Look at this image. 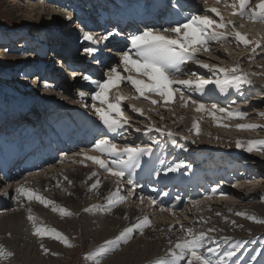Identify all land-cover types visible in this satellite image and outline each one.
Segmentation results:
<instances>
[{"label": "bare ground", "instance_id": "bare-ground-1", "mask_svg": "<svg viewBox=\"0 0 264 264\" xmlns=\"http://www.w3.org/2000/svg\"><path fill=\"white\" fill-rule=\"evenodd\" d=\"M8 1H9V5L11 4L12 6H16L17 9L15 10H17V12H20V10H22L25 14L29 13L30 18L36 17L34 18L35 19L34 22L36 21L38 25L44 24L46 17L48 18L51 16L50 19L48 18L49 20H52V23L50 25L62 27L61 25L62 23L60 25L55 24V22L56 23L58 22V20H56L57 16L66 14L64 16L67 17L68 15H70L71 20L68 22L71 24L72 19H73L72 12H74V10L81 9L82 7H85V6L90 7L92 5L93 0H78V2L73 0L71 5L66 4L65 3L66 1H64V3H61L60 1H56V0H8ZM97 1L102 7H103L102 3L108 2V0H97ZM97 5L98 4H95V6ZM47 6L52 7L53 13H51L49 16L44 17L42 13L46 12ZM34 12L35 14L31 15ZM200 13H204V11H200ZM38 15H40V17H38ZM228 18L231 19L230 17ZM240 22H248L243 25V28L245 27L255 28L256 26L259 27L262 25V24H259L258 22L253 23L244 18H241ZM75 27H77V25H74L73 27L70 25L66 28V30L64 28H61L60 30L64 29L63 32L60 34V32L58 31V33L62 37L60 36L58 37L56 33H53V35L56 36L55 38L56 40L54 41L53 39L52 42L54 43H51L52 45L50 49H48L47 47L43 49L42 45L47 44L43 41V44L42 42L37 43V45L33 46V49L31 51L24 54V55H27V54L32 53L29 55V58H28L29 60H27V63L25 62V67H22L25 69L21 70V72L19 70V72L22 74V77H26L30 69H33L35 71L34 78L36 79V76H39V80L43 81L44 83H47L48 85L47 87H49L47 88L45 87V85H43L42 87V84H39L38 82L36 84L35 82H33L32 84L26 85L23 83L22 80L18 81L21 83L20 84L21 89L23 88L25 90L24 92H26V95H25L26 97L24 98L25 101L26 102H30L31 100L34 101L38 107V110L36 113L34 112L33 109H30L28 111L29 112L28 115L23 117L22 111H25L23 110V108L28 109L26 105H24L25 104L24 101L22 102L23 104L22 103L18 104V106H20V109L19 108H16V109L9 108V110H7V115H10L12 118H14V121L10 122L9 126H12V125L14 126L13 123H16L17 127H24V128H29V129L34 130L33 133L32 132L28 133L29 138H31V133L33 134L32 137H36L39 133H42L44 130V129L43 130L41 129L42 125L44 128L50 126V123L46 120L51 119L49 118V113H53L52 111H54L53 114L55 115V117L53 115V118L56 121L59 120V121L65 122L64 123L65 125H70L71 128L69 130L74 135L79 133V131L77 132L76 128H74L75 124L77 123V118L79 116L80 117L79 120L83 121L84 125H88V127L85 130H83L81 133L82 139H85L88 137V135L91 133V129L93 130L98 129V132H101L100 137H104L105 135L111 136L113 134V133H106L105 128L103 127L102 123L100 122L95 112L91 113L93 116L88 115V117L89 116L91 117V118L90 117L88 118L83 115L84 112L83 110H81V106L79 108L77 107L78 106L77 104H82L83 107L87 105L90 109H92L93 108L92 105L94 103L91 100V95H87L84 98L83 102H81V98L79 96L75 98L72 95H70L72 89L74 87L76 88V85H77V89H79L78 81H75V80L72 81L71 80L72 78L71 79L67 78V80L63 83V86H61L62 89L58 91L55 90L54 92V90L49 86L48 82H46V79L44 78V74L42 72L37 74L36 72L37 67L39 66L38 63L46 62L49 59H55L56 56L60 58L62 61L70 62L72 65H76V62L79 59L78 57L72 56L70 53L69 47L71 46L72 43L71 41L65 40V38L70 39V37L73 35L72 28H74V31H75ZM30 28H31V31L34 30V32H36L39 35L42 33V26H39V27L31 26ZM156 28L162 29V27H156ZM54 29L56 28L49 27L46 30L48 35L46 36L45 41L49 40L50 38H53V36H51V31H53ZM261 34H263V32ZM245 35L247 34L245 33ZM240 45L242 47H245L242 44ZM251 49H252V46H250L249 50ZM244 51L241 53H244ZM255 51L254 52L252 51V53L254 54ZM59 53L61 54V56ZM248 53L249 52L245 51V56L247 57L250 56ZM15 54L17 56V60L19 61L23 60L26 57V56L24 57L21 56L22 52L20 53L15 52ZM101 57H105V56L100 55L98 59ZM250 58L251 60L255 59L253 56ZM240 61L241 62L246 61V57L243 60V58L239 56V62ZM96 63L99 64V62H96ZM118 64L119 62L115 60L112 61L113 67L117 66ZM254 66L252 68H255ZM118 71H120L122 75H127V73L123 72L122 67H119ZM74 72L77 73V71H74ZM133 75H135V73H133ZM18 77H20V75ZM14 78H17V76H13L11 79H14ZM103 79L104 78L101 77V80ZM211 85L212 84H209L208 86H211ZM41 87L46 88V92L43 94L47 96H51V97L46 98V100L42 102L38 100L37 98L38 94L36 93V91L39 90ZM114 89H112V91L114 92V95L117 93H120L121 95L128 97L126 93L133 94V97H130L132 99L128 97V101L130 100V102H132L133 105H136V107L134 106L135 108L139 109L138 107L141 105L147 106L146 111L147 113H150V117H149V120L145 123H148L149 126H153L154 125L153 122L156 121L155 119H158L159 122L156 123L157 124L156 127H161L164 130L170 129V130H173V132L177 133V131L179 130L181 126V124L179 123H184V128H185L184 131L187 132L189 136L190 135L195 136V139L199 141L202 140L203 142L207 141L209 143L215 144V146L217 145L221 147L222 145H225L224 147L231 149V150H234V148H236L235 140L229 139L228 137H226V135H223L221 132L224 131L228 133L229 135L231 134L232 135L231 137H233V135H237L236 139H239L241 141H248L249 139L248 136L247 137L243 136L245 135V134H242L243 130L236 129L235 126L237 124L229 125V127L217 126V124H226V123H224L223 119H221L222 121L219 119L217 121H213L212 117L207 115L206 113L196 112L194 110V106H192L190 103L186 107L181 106L180 109L182 110V109L188 108L189 106H192L193 107L192 111L199 114L200 116L195 117L192 114L193 112L188 113L187 111H181V115L177 114L176 111L179 109L178 108L179 104L177 102L180 101L182 104V101L179 100L178 98L174 99L168 104H165L161 101L159 104L153 105L149 103L148 101L144 100L143 98H139V99L135 98L137 94L134 92L133 89H131V86L128 85L127 82H122L118 90L117 89L114 90ZM214 89L215 91H212V92L208 90H204L201 93L195 92V91L189 92L188 95H190V97H196L200 103H203L205 105H210V104H213V102L217 101L216 99H214L215 97L216 98L219 97L218 99H220L219 92H217V91H220V89L216 88V86H214ZM184 92H187V91H184ZM52 94H55V95H52ZM67 98H69V101H68L69 103H65L68 100ZM151 99L160 100V98L155 95H152ZM252 99L256 101L254 97ZM56 101L58 102L56 108L51 109L52 102L55 103ZM253 102L251 101L250 103H253ZM95 103L96 105H99L98 101ZM143 106H141L140 108H143ZM122 108L125 112V115L129 117V119L131 120V122L133 123L135 127H138L141 129L143 127H147L146 124L140 122L142 119L144 118L146 119L145 116H141L139 113H136L134 117L130 113L132 112L130 110V107L128 109V107L122 106ZM256 109H259V108H256ZM89 111L91 112V110ZM246 114H248V112ZM217 116L219 117L220 115L217 114ZM162 117H164L165 119L174 120V123H170L168 127H165L163 125V122H161L163 121ZM247 117L248 115H246V118ZM153 118L155 119L153 120ZM207 118H210V124L208 123L210 126V129L208 130L204 128L205 125H202V124L200 125L196 122V120L203 119L202 121H204V119H207ZM239 121L240 120L237 121L238 124H251L249 123V121H245L243 123H240ZM193 122H196L199 125V135H197L195 131L192 129ZM129 128H130L129 126L128 127L125 126V128L122 129V131L126 130V132L121 134L120 139L123 138L121 139V142H124V141H127L125 143L129 142L130 139L127 137L129 136V132H130ZM237 131H239L240 133H238ZM18 136H20V132H16V133L10 132L9 136L7 135L5 137L4 136L0 137V160L1 158H3V146L9 140L16 139L18 138ZM155 138L156 136L151 137L152 144ZM142 139H145L147 142V138L143 137ZM186 139L183 141L185 142ZM257 140H260V139H257ZM198 143H202V142H198ZM144 144L145 143H143L142 145ZM152 144L148 143V145L153 147L154 145H159L160 142L158 141V143L153 144V145ZM78 147H80L79 148L80 151L83 149L87 151L89 155H99V153L90 151L92 148L91 144L90 145L81 144ZM204 149L206 150L207 148L204 147ZM253 152L255 154H259V156L262 155V157L259 160H255L256 165L254 164V166L251 167V170L249 171V176L247 177V183H248V186H250L248 190L256 192V190L259 188V184H261L262 182L261 176H262V172L264 169H263L261 160L262 158L264 160V153L258 152V151H253ZM200 153L205 154V152L201 150H200ZM41 154L42 152L40 153V155ZM73 154L74 153L62 151L60 152L58 156H55V160H53L52 162H49L32 172H28V173L19 172L18 177L14 175L15 174L14 172H8L6 167L0 163V245H3L7 251H11L13 253V256L5 260L3 264H69L70 261H68L67 259L69 258L71 259L72 257H74L76 253V252L67 251L66 247L59 241L50 239L48 237H44L41 240V239L34 237L31 234L32 226H31V223L26 219V216L28 214L26 209L24 207L18 206V204L11 199L12 196L16 195L15 189L19 185H25L27 188L34 190L36 193L44 196L45 198L49 200H54L56 202L57 207H64L73 213V215L71 216L62 217L58 212H53L50 207L49 208L43 207V205L39 204L35 200H33L31 203L25 201V204L32 209V215L36 218V221L38 224H41L48 228H54L62 232L64 235H66L69 238V240H71L73 237H77V233L79 231H82L83 233L79 232L81 233L80 240L82 242L91 241L90 246L88 248L93 249V248H98L102 246L104 243H101V242L103 241L105 242L106 240L113 239L119 233V231L122 230L123 227L131 226L134 223H138L140 220L139 218L140 213L146 212L148 210V208L152 205L150 203L151 200H156L155 197H153L154 188H155V186L153 185V182L159 178L161 179L164 178L165 180L171 179L177 174V171L176 172H166L167 167L171 164L173 165L174 161H177V158H175V156L177 157L176 154L175 156H173L172 162L170 161L169 163L162 165V167L160 168L156 166L157 169L155 170H153V168L155 166L154 164H156L157 162V159H156L157 153L154 154L152 152L151 154L147 156H142L141 165L147 166L148 169H150L148 172L151 171L152 173V177H151L152 180H150V183L148 185L149 187L152 186L153 188V190L150 191V195L144 198L143 202H141L139 199V197L141 196L139 195V197H137L138 193L135 192V195L131 202L132 204L128 207H124V205L118 204L112 209L111 212L101 213L99 211L93 210V212L91 213H84L82 212V209L85 207H89L90 205H101V206L105 205L106 204L105 197H107L110 193H118L120 195L119 193L120 190H118L117 186L115 185L117 183H120L118 182L120 179L110 176L109 174L105 173L103 170L99 169V167L93 164L91 161L84 160L83 164L79 163V161L83 160V157L73 156ZM38 157H39V154H38ZM207 161L215 162L216 160H213L211 158ZM197 162H201V160H198ZM238 163H241V162H238ZM178 164H182V163L178 162ZM243 164H246V163H241V165L243 166L242 168L249 169L250 165L244 167ZM94 172L96 173L95 176L92 175V173ZM144 174L137 175V178L134 180H136L139 183L140 178L143 177ZM223 174L224 173L220 174L218 171V175H223ZM65 177H67V180L72 181L71 185L67 183V180H65ZM15 179H19V180H15ZM97 179L100 181L98 190H91L90 188L91 183H94L95 180ZM248 179H251V180H248ZM210 180L211 179L205 180V181L209 182ZM233 181H234L233 188L230 187L229 190L217 191V188L214 186L215 192H213V189L211 190L207 186L206 189L203 188L200 190L196 198L192 197V195H181L180 193L178 194V196H175V197L171 196L170 198H167L168 197L166 196L167 188L157 191V192H160V194H158L157 197L166 196L167 200L171 201V203L177 200L179 202L185 203V205H182L179 203H175V205L169 204V206L159 205V214L155 213L156 216L154 215L150 216L151 227H146L143 230V234H141L139 231L134 232L132 234L133 238H131L127 243H121L117 250L108 251L105 255H103L104 261L100 264H155L157 260L162 261V264H177L178 262L181 263L183 260H180L177 262L176 260H173L171 256L168 255V250L170 248L169 240L176 241L179 238L183 237L184 235V233L181 231V228L178 229L177 227L179 226V224L183 225L182 227L184 229L189 228V226L193 224L192 229L196 231H199L201 229L207 230L208 228H214L215 231L209 233V236L211 238L213 236L212 233H214L215 236L221 235L220 237L226 238L227 236H229L227 235L225 231L227 228L225 229L224 227H222L223 228L222 229L218 227V225L226 221H232L234 222V225H239V226L241 225L242 228L238 226L233 227L232 228L233 232L229 234L231 236L234 235V237H232L233 240L240 239L239 234L240 233L244 234V232H246V230L249 229V225H247L245 222V220L247 219L241 216H237L235 215V213L244 211L250 215H253L254 213L262 214L264 213V208L260 205H257L256 203L258 202H255V204H252V200L256 198V196L253 199L248 198L247 200H245L244 194H239L237 189L241 187L242 190H245L246 185L237 178L234 179ZM160 182H163V180H160ZM200 188L201 186L199 187V189ZM45 189L47 190L45 191ZM221 193H224L226 195H221ZM251 194L253 195L254 193H251ZM205 197H209V198L205 199ZM237 197L239 200V204L238 203L229 204L232 201H234ZM183 198H185V200ZM195 199L197 201H195ZM218 200L220 201L216 202ZM194 202L201 203L200 207H197L198 205L194 206ZM190 206H194L192 211H191ZM161 209H163V211H161ZM189 212H191L193 216V220L191 221L189 220V216H190ZM217 213H220V215H217ZM214 223H216L217 226H215ZM220 231L222 232L224 231V234L220 233ZM9 233L11 235H9ZM216 242L214 239L213 240L205 239L204 246L201 248V251L203 252L205 256H211L212 259L215 258L216 260L220 261V257L224 255V254L223 255L219 254V251L222 249L219 247V245L222 242L217 243V246H216ZM41 243H43L44 246L49 249V252L47 254H45L40 248ZM220 246H222V244ZM208 247H212L216 249V251L209 253L207 251ZM225 249L224 250L222 249L221 253H224ZM53 252L58 253V255H52ZM162 252H164L163 254L164 257L161 258L162 255L160 254ZM231 260L227 259L223 262V264H231L230 263ZM6 262H11V263H6Z\"/></svg>", "mask_w": 264, "mask_h": 264}, {"label": "snow or ice", "instance_id": "snow-or-ice-1", "mask_svg": "<svg viewBox=\"0 0 264 264\" xmlns=\"http://www.w3.org/2000/svg\"><path fill=\"white\" fill-rule=\"evenodd\" d=\"M207 4V0H204ZM224 3L226 6L232 8V15H238L241 18L247 19L253 23H260L264 25V0H256L253 5L250 0H216L217 4ZM211 13L212 15H209ZM213 17H218L215 19ZM243 27V25H240ZM114 33L109 32L106 36H101V40H107L113 36ZM83 40L91 42V44H98L100 40H97L89 32L83 33ZM235 40L237 45H244L245 47L252 46L254 52L256 48H260L262 45L258 41H253L247 38L245 34L237 31L236 25L232 20L225 21L220 11L216 7H206L203 14H191L186 17L183 22H180L175 27H168L161 29L146 28L139 35H133L130 37L131 48L127 51L119 53L120 60L119 65L110 68L105 73L106 79L103 80H91L88 75H84L82 78L84 81H90L96 86L95 91L84 92L79 91L77 94L83 102L87 95H91V100L94 102L92 107L106 130V133L118 134L119 130L129 125V117L125 115V112L121 106L122 101L128 99L120 93L111 94L112 89H118L122 82H127L131 86V89L137 94L135 98H143L149 103L156 105L161 101L165 104L178 98L182 101V107H186L189 103L194 106V110L199 113H206L211 116L213 121L218 119L223 120H243L246 118V113L239 109H228L220 107L217 104H212L210 107L198 100L192 99L187 96L182 90L184 88L194 90L196 92H203L205 86L213 84L216 88H219L222 92L226 86H233L237 89L243 85H251V75L264 76V73H245L240 69L239 63L234 64L231 68L221 67L216 64L205 63L197 59V53L208 52L211 42H231ZM95 47H85L84 52L88 55H92L96 52ZM188 62L196 64L199 68L206 69L207 72L215 76V79L211 77L205 79L202 76H196L195 79H180L179 75L183 73V65ZM122 67L123 72L127 75H122L118 68ZM135 73V75H133ZM76 72L72 73L75 77ZM45 83V87H47ZM155 95L160 100H153L151 96ZM99 102L100 107L96 106L95 102ZM87 106V105H85ZM133 111L143 115L141 109H137L134 106H130ZM220 114L218 117L217 114ZM261 115H264L262 113ZM220 127H229L227 124H217ZM237 130H252L264 125L254 124H237ZM192 129L197 135H199V125L193 122ZM155 130L161 135H167L169 137L174 136L173 130H164L161 128H153L147 126L145 131L151 132ZM135 131H141L140 128H136ZM158 143L155 139L153 144ZM195 143V140H193ZM235 146L243 149L245 152L258 151L264 153V140H248L241 141L236 140ZM183 147V145H181ZM92 152L99 153V155H89L87 151L81 150L78 153H74L73 156H82L83 160L79 163L83 164L84 160L91 161L97 165L99 169L103 170L110 176L122 179L126 176V173L130 169L141 167V157L147 156L152 153V146L150 145H136L130 147L125 145L120 147L108 138L107 135L104 138L97 139L92 145ZM103 157V158H102ZM112 157V159H108ZM86 166V165H85ZM183 164L169 165L166 172H176ZM93 176L96 173H92ZM67 180V177H65ZM127 182L129 185L133 184L131 175L127 176ZM69 185L72 184L71 180H67ZM100 181L97 179L94 183H91V190H98ZM59 186V185H57ZM47 189H45L46 191ZM16 195L11 199L20 207H24L27 211L26 219L31 223L32 235L38 239L48 237L62 243L65 247H74L69 238L62 232L48 228L41 224H38L36 218L32 215V209L25 204V201L31 203L33 200L43 205L45 208H51L53 212H58L62 217L73 215L68 209L64 207H57L54 200H49L44 196L36 193L34 190L27 188L25 185H19L16 189ZM215 192V189H213ZM129 196L134 195V189H130ZM221 195H226L221 193ZM209 197H205L208 199ZM128 197L119 195L118 193H110L105 197L106 204L90 205L82 209L84 213H91L93 210L101 213L111 212L112 209L118 205L125 203ZM143 202L144 197H139ZM152 205H156L155 200H151ZM199 202H194V206ZM163 211V209H161ZM220 215V213H217ZM235 215L244 217L254 223H264V220L257 219L256 216L250 215L244 211L236 212ZM203 219V218H201ZM151 223L148 217H143L138 223H134L131 226H125L119 233L111 240L105 241V246L97 248L96 252L101 256L105 255L108 251H115L119 248L121 243H127L134 232L139 231L143 234V230L146 227H150ZM181 231L184 233L183 237L176 241L169 240L170 248L168 255L173 260L180 261L186 260L187 264H213L207 256L203 254L201 248L204 246L205 239H211L209 233L215 231L214 228H208L207 230L196 231L192 228L184 229L181 227ZM9 235H11L9 233ZM42 251L47 254L49 249L40 244ZM207 251L212 253L216 249L208 247ZM52 255H58L53 252ZM235 255L234 251H227L220 257L221 264L227 259ZM13 256L11 251H7L3 245H0V264H3L5 260ZM96 264H100L97 260ZM155 264H162V261L157 260Z\"/></svg>", "mask_w": 264, "mask_h": 264}, {"label": "rangeland", "instance_id": "rangeland-1", "mask_svg": "<svg viewBox=\"0 0 264 264\" xmlns=\"http://www.w3.org/2000/svg\"><path fill=\"white\" fill-rule=\"evenodd\" d=\"M15 9H17L16 6H12L11 4L9 5L8 0H0V114L4 113L6 116H7V110H9V108H11V109L12 108H15V109L19 108L20 109V106H18V104H17L18 101L22 100V102H23V100H25L24 98L26 97L25 96L26 92H24L25 90L23 88L21 89V86H20L21 83L18 81L22 80L24 84L29 85V84H32L33 82H35V80H36V79H34V76H33V73H34L33 69H30V71L26 77H22V74L20 73L21 70L25 69L22 67H25V62L27 63V60H29L28 59L29 55L32 53L27 54V55H24V54L31 51L33 49V46L37 45V43L42 42V44H43V41L45 43H47V44L42 45L43 49L46 47L48 49H50L51 45H52L51 43H54V42H52L53 39L56 38V36L53 35V33H56V35L62 37L61 35H59L58 31L61 34L63 32V30L64 29L66 30V28L68 26L71 25L73 27L74 25H76L73 19H72L71 24L68 22L71 20V18H70V15L65 17L64 15H66V14H63L61 16L56 17V20H58V22L57 23L55 22V24L60 25L62 23L61 24L62 27L50 25L52 23V20H49L51 16L48 17L49 19L46 17L44 24L38 25L36 23V21L34 22V20H35L34 18H36V17L30 18L29 13L25 14L22 10H20V12H17V10H15ZM51 13H53L52 7L47 6L46 12H43L42 14L45 17V16H49ZM34 14H35V12L32 13L31 15H34ZM38 17H40V15H38ZM216 18L217 17H215V19ZM241 23H243V22H241ZM31 26L32 27L42 26V33L40 34L42 36H40L39 34L34 32V30L31 31V28H30ZM48 26L50 28H56L53 31H51V36H53V38L49 39L51 41H49V40L45 41V38L48 35L46 32V30L49 28ZM45 27H46V29H45ZM61 28H64V29L60 30ZM241 29L243 32H245L247 34L246 36L250 40H253L254 38L259 39V36L261 35L260 44L262 46L260 47V50L257 52L255 51L256 53H254V54L249 53L250 56H248V57L246 56V61H244V62L240 61L239 62V56H241V58L245 57V51L246 52L252 51V49L248 50V49H250L251 45L248 47H242L241 45H237L236 41L232 40L231 38H230L231 42H224L223 43L221 41V42H212L213 44L210 43L209 46H212V47L209 48L208 54L204 55L203 58H198V59L205 62V63L216 64V65H219V66L225 67V68H231L234 64L239 63L240 69L242 70V72H245V73H253V72L254 73H264V35H263L264 34V30H263L264 25H261L259 27L256 26L255 28H252V27L251 28H246V27L243 28L242 27ZM260 30H261V32H260ZM72 32H73V35L70 37V39L65 38V40L71 41L72 44L76 43V41L78 43L77 27H75V31H74V28H72ZM262 32H263V34H261ZM243 51H244V53H241ZM15 52H17V53L22 52L21 56L22 57L26 56V57L23 60L19 61V60H17V56H16ZM78 53H80V50H78ZM237 54H239V55H237ZM211 55H213V56H211ZM50 56H49V58H50ZM60 56H61V54H60ZM215 56H216V58H215ZM252 56L255 58L254 60H251L250 57H252ZM77 57H80V55H78ZM210 57H212V58H210ZM80 58H78V59H80ZM55 59L60 60V58H58L57 56ZM217 61H218V63H217ZM224 63H226V64H224ZM109 64H111V63H109ZM255 64H257V65H255ZM189 66H191L190 67V70H191L190 73L193 74L192 76H190L191 79H195L196 76H202L205 79H207L209 77H211L212 79L216 78L211 73L209 75V73L206 72V69L199 68L196 64H190ZM253 66L255 68H252ZM107 68L108 67L103 68V69H106V71H107L108 70ZM19 70H20V72H19ZM19 75H20V77H18ZM13 76H17V78H14L15 80L11 79ZM179 76H180L179 77L180 79H183L182 74H180ZM38 78H39V76H38ZM76 78L77 77L75 76L72 79L71 78L70 79L72 81L73 80L78 81V84H79L80 80L79 79L77 80ZM184 79H188V78L186 77ZM250 79L252 80L251 85L247 86V84H246V85H243L239 89H235V87L229 85V86H226L222 92L217 91V92H219L220 99H218L219 97H217V98L215 97V99L217 101L213 102V104H217L220 107L233 109V110H235V108H236V109H239L245 113L248 112V114H247L248 117L246 119L240 120L239 121L240 123H243L245 121H249V123H251V124L253 123L254 125H264V115H261L262 113H264V76L251 75ZM82 84L85 85L84 81L82 82ZM214 86L215 85H213V84L211 86L206 85L205 90H208L210 92L215 91ZM246 86H247V88H246ZM79 89H82L81 91H84V92H86V90H87L82 85H79ZM114 90H116V89H114ZM186 90H188V91L185 92V94L189 97H190V95H188L189 92H194V90H190V89H186ZM54 92H55V90H54ZM112 92L113 91H111V95H114V92L113 93ZM199 93H201V92H199ZM52 95H55V94H52ZM126 95L129 98L133 97V94H130V93H126ZM48 97H51V96H47L45 98H48ZM253 97L256 99V101H254L252 99ZM37 98H39V95ZM191 98L197 100L196 97H191ZM10 99H12V100L17 99V100L12 102ZM67 99L68 100L65 103H69L68 102L69 98H67ZM130 99H132V98H130ZM251 101L252 102L254 101V102L250 103ZM177 103L179 104V105L177 104L178 108H179L176 111L177 114L181 115V111H187L188 113L193 112L192 106H189L188 108L181 110L180 109L181 105H182L181 102L178 101ZM77 105H78L77 106L78 108L81 106V110L86 111L88 113L90 112L89 110H91L90 113L95 112L93 108L90 109L88 106L83 107L82 104H77ZM211 105L212 104H210L208 106L210 107ZM96 106L100 107V104L96 105ZM122 106H126V107H128V109L130 106L136 107V105H133V103L130 102V100L128 101V99L127 100L125 99L122 101ZM141 106H143V105H141ZM141 106L138 107L139 109H141L143 111V115H141V116H145L146 119L144 118L140 122L149 126V124L145 123V122H147L149 120L150 113H147V111H146L147 106H143V108H140ZM30 108H32V107H30ZM256 108H259V109H256ZM19 109H17V110H19ZM23 110H25V112L29 113L28 111L30 109L23 108ZM130 110L132 111V112H130L132 114V116L135 117L137 112L133 111L131 107H130ZM192 114L195 117L200 116L199 114H197L195 112H193ZM50 116L51 115L49 113V117ZM152 116H154V115H152ZM162 118H163V121H161V122H163V125L165 127H168V125L170 123H174V120L165 119L164 117H162ZM154 119L155 118H153V120ZM155 120L156 121L153 122L155 127H154V125L152 127L153 128H161V127H156L157 126L156 123H158L159 121H158V119H155ZM202 120L203 119L196 120V122L200 125L201 124L205 125L204 128H206V130L210 129V126H209L210 118L204 119V121H202ZM219 120H221V119H219ZM237 121L235 119L224 120V123H226L227 125H234V124H238ZM179 124H181L179 130L177 131V133L174 132L175 135L171 136V137H169L167 135H165V136L161 135V134L159 135V132L156 133L155 130H154L155 132L154 131L151 132V134H153L154 136L158 134L155 139L156 140L160 139L163 142V143L161 142L160 145H157V146L155 145L152 147V152L154 154L157 153L156 154V156H157L156 157V159H157L156 164L159 165V166H157L159 168L162 167L164 162L167 161L166 156L168 154V148H165V147H167L166 146L167 144L173 145L170 148L171 152L174 150H178L179 153H181L183 155H187L189 157V159H193L194 163H196L198 160H201V162H203L205 157H208L209 159L212 158L213 160H216L214 162L215 166H213L212 169H214V171H219V173H227L228 171H230L231 168L241 169V167H243L241 165V163H246V164H243L244 167L249 166V165L251 166L252 164H253L252 165V167H253L254 164L256 163L255 160L256 159L259 160L262 157V155H261L262 153L260 154L261 156H259V154H255L254 152H251V153L245 152L241 148L236 147V148H234V150H231V149L224 147L225 145H222L221 147H219V146H217V145L215 146V144L209 143L207 141H204V142L202 140L199 141V140L195 139V136H191V135L189 136L188 133L184 131V129H185L184 123H179ZM129 125H130L129 126L130 132H129V136H127V137L130 140L128 143H125L127 141L121 142V139H123V138L120 139V137L115 139L116 134H112L111 136L108 135V138H111L113 140V142L116 143L117 145H120V147H123L125 145H128L130 147H135L136 145H141V146H144L145 144L147 145L149 138L145 137V138H147V142L145 140L144 142L139 143L140 140H142L143 136L137 137L135 134V133L141 134L142 130L139 132L135 131V129L138 127H135L130 119H129ZM126 127H128V125H126ZM143 128H146V127H143ZM120 131H122V130H119V132ZM122 132H126V130L122 131ZM237 132L240 133L239 131H237ZM221 133L223 135H226V137H228L229 139L235 140V142H236L237 135H233V137H231L232 136L231 134L229 135L228 133H226L224 131ZM242 134H245L243 136H246V137L248 136L249 137L248 140H257V139L264 140V127H260L258 129H252V130H243ZM242 134H241V136H242ZM227 135H229V136H227ZM101 138H104V137H100L99 139H101ZM136 138L138 141L134 140ZM185 139H186V141L184 142L183 140H185ZM193 140H195V143H193ZM198 142H202V143H198ZM143 143H145V144L142 145ZM181 145H183V147H181ZM91 147H92V145H91ZM204 147H206L207 149L205 150ZM200 150L204 151L205 154H201ZM79 151H80V149H78L77 152L76 151L75 152L78 153ZM227 156H229V157H227ZM108 159L111 160L112 157H108ZM238 162H241V163H238ZM261 163H262L263 169H264L263 158L261 160ZM142 167H144V166L141 165L140 168L130 169L128 171V173H126V176L120 180H125V179L127 180L128 175H132L131 178L136 179L137 175L134 174L133 172L135 171L137 174L141 172L140 174H142V172H143ZM155 167H156V165H155ZM155 167L153 168V170H155ZM150 173H151V171H150ZM189 173H190V171H186L185 173L182 174V176H187ZM151 175H152V173H151ZM138 177H140V176H138ZM15 180H19V179H15ZM261 181L262 182H261V184H259V188L255 192L256 198H254L252 200V204H255V202H258L256 204L260 205L264 208V206H263L264 205V170L262 172ZM115 185L117 186L118 183ZM118 190H119V188H118ZM253 215L256 216L257 219L264 220V213H262V214L254 213ZM226 222H223L222 224L218 225V227H220V228L224 227L225 229L227 228L225 231H226L227 235H229V236L224 238V237H220L221 235L215 236L214 233H212L213 236L211 239L212 240L214 239L215 242L217 241L216 246H217V243L222 242L221 243L222 246H220L221 245L220 244L219 247L222 248L223 250L225 248H227V249H225V252H227V251H234L235 252L234 256H232L231 258H227L230 260L232 259L230 261V263L231 264H264V223H254L250 220H245L246 224L249 225V229L246 230V232H244V234H242V233L239 234L240 239H238V240L234 239L233 240L232 237H234V235L233 236L230 235L233 232L232 228L237 227V226L242 228V226L241 225L240 226L234 225V222H232V221H226ZM192 225L189 226V228H192ZM214 225L217 226L216 223H214ZM79 232L83 233L82 231H79ZM79 232L77 233V237H73L70 240L71 243L74 245V247H66L67 251L76 252L74 257H72L71 259L70 258L67 259L68 261H70L69 264H96L97 260H99L100 263H102L104 261L103 256H101L100 254H98L96 252L97 248H93V249L88 248L90 246L91 241L82 242L80 240L81 239V233H79ZM220 233L224 234V231L223 232L220 231ZM218 240H219V242H218ZM101 243H104L102 246H105L104 241ZM223 246H225V247H223ZM105 247H107V246H105ZM120 249H121V247H120ZM222 249L219 251L220 255L221 254L223 255L225 253V252L221 253ZM163 254H164V252H162L160 254V255H162L161 258L164 257ZM207 257L213 261V264H221L220 261L216 260L215 258L212 259L211 256H207ZM6 263H11V262H6ZM177 264H187V261L183 260L181 263L178 262Z\"/></svg>", "mask_w": 264, "mask_h": 264}, {"label": "trees", "instance_id": "trees-1", "mask_svg": "<svg viewBox=\"0 0 264 264\" xmlns=\"http://www.w3.org/2000/svg\"><path fill=\"white\" fill-rule=\"evenodd\" d=\"M61 60V59H60ZM252 160V159H251Z\"/></svg>", "mask_w": 264, "mask_h": 264}]
</instances>
